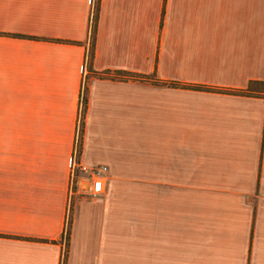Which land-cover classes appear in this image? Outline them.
<instances>
[{
  "label": "crops",
  "instance_id": "obj_1",
  "mask_svg": "<svg viewBox=\"0 0 264 264\" xmlns=\"http://www.w3.org/2000/svg\"><path fill=\"white\" fill-rule=\"evenodd\" d=\"M252 83L264 0H0V264H264Z\"/></svg>",
  "mask_w": 264,
  "mask_h": 264
},
{
  "label": "built area",
  "instance_id": "obj_2",
  "mask_svg": "<svg viewBox=\"0 0 264 264\" xmlns=\"http://www.w3.org/2000/svg\"><path fill=\"white\" fill-rule=\"evenodd\" d=\"M85 98V92H83L81 100L82 109H84ZM81 125L82 120L79 123L77 149L75 150L71 162L70 190L74 193L77 187H80V189L83 190L87 196L97 198L105 192V181L108 175V168L106 166L90 167L83 165L78 161ZM83 183H86L87 189L82 187Z\"/></svg>",
  "mask_w": 264,
  "mask_h": 264
},
{
  "label": "trees",
  "instance_id": "obj_3",
  "mask_svg": "<svg viewBox=\"0 0 264 264\" xmlns=\"http://www.w3.org/2000/svg\"><path fill=\"white\" fill-rule=\"evenodd\" d=\"M98 15H99V6L96 8L95 17H94L95 29H94V32H93V48L91 50L90 59H89L90 69H92V63H93V59H94V50H93L94 49V36H95V33H96V23H97V20H98ZM21 38H27V37H21ZM176 86L177 85H175V87ZM255 86H263L264 87V83H252L248 92H250L251 89L253 87H255ZM87 106H88V101H87V98H85V100H84V109H83V121H82L81 132H80L79 151L81 150L82 143H83V135H84V127H85L84 118H85V114H86V111H87ZM66 232H67V237H68V241H69L70 232H71V219H70V221L68 223V227H67V231ZM66 263H67V252L65 253L64 260H63V264H66Z\"/></svg>",
  "mask_w": 264,
  "mask_h": 264
},
{
  "label": "rangeland",
  "instance_id": "obj_4",
  "mask_svg": "<svg viewBox=\"0 0 264 264\" xmlns=\"http://www.w3.org/2000/svg\"><path fill=\"white\" fill-rule=\"evenodd\" d=\"M254 88L263 89L264 87H263V86H256V87H254ZM84 189H87V185H86V186H84Z\"/></svg>",
  "mask_w": 264,
  "mask_h": 264
}]
</instances>
